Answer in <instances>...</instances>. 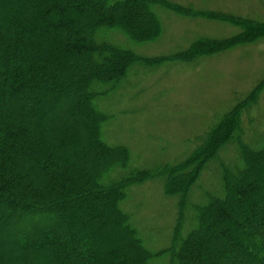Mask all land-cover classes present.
I'll return each instance as SVG.
<instances>
[{"label":"trees","instance_id":"trees-1","mask_svg":"<svg viewBox=\"0 0 264 264\" xmlns=\"http://www.w3.org/2000/svg\"><path fill=\"white\" fill-rule=\"evenodd\" d=\"M154 1L0 0V264H264V138L253 146L234 120L264 81L221 117L224 137L202 135L214 156V145L232 138L241 160L222 164L220 192H207L200 207L181 196L185 180H177L188 172L178 169L187 164L132 166L128 146L102 137L110 116L97 99L136 62L156 64L107 34L156 37ZM214 156L190 162L189 178L196 182ZM159 174L181 201L170 242L152 248L122 203L133 183Z\"/></svg>","mask_w":264,"mask_h":264},{"label":"rangeland","instance_id":"rangeland-1","mask_svg":"<svg viewBox=\"0 0 264 264\" xmlns=\"http://www.w3.org/2000/svg\"><path fill=\"white\" fill-rule=\"evenodd\" d=\"M151 4L161 23L156 37L138 42L120 30L107 34L156 64L136 62L119 87L97 99L99 109L110 116L102 137L109 144L128 146L132 166L187 164L178 169L179 174L188 172L177 180H185L181 196L188 197L189 205L200 207L208 203L207 192H220L222 164L232 167L241 160L232 138L214 145L216 156L201 138L210 130L224 137L227 127H218L221 117L264 81V0H157ZM229 15L247 19L240 22ZM204 41L209 44L195 47L202 48L195 57L186 54L194 43ZM219 42L233 44L219 49ZM212 46L217 48L210 50ZM257 92V99L234 119L241 124L242 138L255 147L264 138V86ZM228 123L234 126L233 121ZM206 154L214 157L195 182L189 178L195 166L190 162ZM166 181L167 176L159 174L133 183L122 203L152 248L170 242L179 211L181 196L167 194ZM195 224V212L188 207L185 228Z\"/></svg>","mask_w":264,"mask_h":264}]
</instances>
